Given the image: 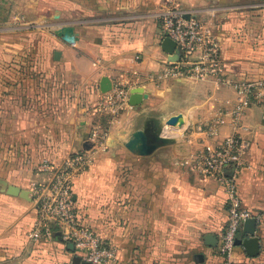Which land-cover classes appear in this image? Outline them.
Listing matches in <instances>:
<instances>
[{"label": "crops", "instance_id": "1", "mask_svg": "<svg viewBox=\"0 0 264 264\" xmlns=\"http://www.w3.org/2000/svg\"><path fill=\"white\" fill-rule=\"evenodd\" d=\"M168 6L210 27L221 49L219 82L153 79L168 59L160 47L159 19ZM63 25L73 28V43L55 35ZM55 51L60 52L59 61L53 59ZM25 62L39 77L47 65L56 71L53 79L67 87L58 91L63 104L50 106L54 113L44 126L51 143L45 156L39 147L40 165L26 169L16 155L14 168L0 170L1 180L30 192V186L52 177L41 170L42 163L61 165L83 149L91 130L105 131V149L95 151L89 168L75 179L73 192L86 222L116 248L115 264H222L217 246H206L205 236H214L218 243L227 197L215 180L198 177L188 163L225 137L239 135L247 150L237 174L238 195L242 208L257 217L253 235L259 243L258 259L264 260L263 109L248 108L237 121L231 114L238 103L233 84L264 78V0H0V78L6 81V111L42 109L40 97L30 101L18 84L12 85L23 76L15 67ZM102 78L111 85L123 82L129 90L127 104L133 89L145 97L116 116L99 111ZM30 117L41 134L24 133L11 141L42 139L40 116ZM171 117H177L178 124L170 128L166 122ZM27 121L20 122L27 127ZM138 131L149 140L166 136L167 141L141 156L126 148ZM3 158L6 167L12 163ZM34 218L32 200L0 192V264H78V254L55 237L44 244L30 241ZM249 228L243 224L238 238L250 237L245 232ZM198 255L204 256L202 262ZM233 259L240 264L253 258L236 246Z\"/></svg>", "mask_w": 264, "mask_h": 264}, {"label": "built area", "instance_id": "2", "mask_svg": "<svg viewBox=\"0 0 264 264\" xmlns=\"http://www.w3.org/2000/svg\"><path fill=\"white\" fill-rule=\"evenodd\" d=\"M159 19L161 41L164 38L174 41L179 58L177 61L167 59L162 71L153 79L214 78L219 82L222 71L220 44L206 22L197 17H187L173 6L166 7L159 14ZM233 89L238 102L231 112L235 121L240 119L244 110L251 107L262 108L264 117V78L254 82H236ZM128 91L121 80H116L110 91L99 95L96 109L113 116L118 115L128 108ZM106 139L107 133L95 128L89 132L86 140L91 147L89 151L82 149L72 153L59 166L48 162L41 164V170L51 172L52 177L44 184L34 185L30 190L35 210L29 232L33 244L51 242L55 233H60L63 242L72 247L82 262L116 263V248L100 238L86 222L73 192L75 179L89 168L95 151L105 149ZM246 150L247 145L239 135H230L218 146L191 156L188 163L189 170L198 177L215 180L227 197L226 221L217 243L222 264H235V241L241 227L246 220L257 219L250 211L242 208L237 189V174ZM229 166H233V169L227 170Z\"/></svg>", "mask_w": 264, "mask_h": 264}, {"label": "rangeland", "instance_id": "3", "mask_svg": "<svg viewBox=\"0 0 264 264\" xmlns=\"http://www.w3.org/2000/svg\"><path fill=\"white\" fill-rule=\"evenodd\" d=\"M19 73H23V76H21L18 80L15 78L12 80V85L16 87V84H18L17 88L20 89V91L26 95L25 98H29V100H34L33 98L40 97L42 109L39 112L36 111H23V110H15V111H6L5 110V101L3 100L2 93L4 92V87L6 84V81L2 80L0 78V170L1 172L6 171L7 169L13 167L12 161H17L14 159L16 155H18V158H22L23 166L26 169H33L36 166L40 165V157L38 156L39 147L42 148L41 154L45 156L44 154L47 153L48 148L50 147L51 140L46 137V135L49 134L48 127H45L44 125L48 124L47 119L50 118V115H53V110L50 108V106L57 105L59 101H61L63 98L61 93H58V91H63L67 86L65 83H61L60 81H57L53 79V73L56 71L52 70L51 68H48L46 66L41 67V72L43 74V77H39L36 75L38 74V71H35V67L33 65L27 64L26 62L23 64H19L18 67H15ZM1 71H3V65L0 63V75ZM52 74V76H51ZM40 78V80H39ZM54 92L58 94H54ZM10 100H13L12 98ZM64 101V100H63ZM63 101L60 102V104H63ZM36 112V113H33ZM32 114L36 116H40L41 123L43 126H41L42 129V139L35 140L34 142H28V141H11L12 138H19L18 136L24 133H30L33 132L34 135H40L41 131L39 132L37 128L33 126L32 117H30ZM13 117V118H12ZM29 120L30 125L24 126L21 124L20 121L28 122ZM44 120V121H43ZM171 128V127H170ZM171 135H173V131H170ZM178 133V132H177ZM90 150V149H89ZM6 156V158H10V164L6 167V161L7 159H2V157ZM40 162V163H39ZM15 164V163H14ZM16 165V164H15ZM14 168V167H13ZM33 186V185H32ZM30 186V188H32ZM259 256V255H258ZM258 256L254 257L253 259H248L244 263L240 264H264V260L260 261ZM237 264V263H235Z\"/></svg>", "mask_w": 264, "mask_h": 264}, {"label": "water", "instance_id": "4", "mask_svg": "<svg viewBox=\"0 0 264 264\" xmlns=\"http://www.w3.org/2000/svg\"><path fill=\"white\" fill-rule=\"evenodd\" d=\"M55 35L61 38L64 42L67 43H73L74 42V35H73V28L71 26H59L58 30L55 31ZM161 50L164 54L168 56V59L171 61H177L179 58V51L176 48V44L174 41H172L169 38H164L161 41L160 44ZM53 59L55 61H59L60 59V52L55 51L53 54ZM99 90L101 94H105L108 91L111 90V82L107 78H102ZM145 95H142L141 91L139 89H133L131 90V94L129 96L128 104L131 107H135L141 103L142 98H144ZM178 124V118L177 117H171L167 120L166 126L175 127ZM167 138L166 136H159L155 139L149 140V138L143 133V132H135L129 140L126 148L129 150H137V153L141 156H146L151 154L154 150H156L158 147L162 146L164 143H166ZM84 150H89L90 146L85 142L83 144ZM233 169V166L227 167V170ZM0 192L4 193L8 196H14L19 197L23 200H26L28 202H31L30 198V192L25 189H20L16 186L7 184V182L0 179ZM257 224V220L255 218L248 219L244 222V225L250 226L249 230H246L245 232L250 235V237H247L245 239H239L237 238L235 241L236 246H241L244 250L247 256L254 258L258 256L259 254V243L258 239L254 237L253 229L255 228ZM54 237L58 240L63 242L62 236L60 233H55ZM205 244L209 248H216L217 246V240L212 235H206L205 236ZM197 259L198 262H202L204 259L203 255H198ZM75 261L78 264H90L88 262H82L79 257L75 258Z\"/></svg>", "mask_w": 264, "mask_h": 264}]
</instances>
